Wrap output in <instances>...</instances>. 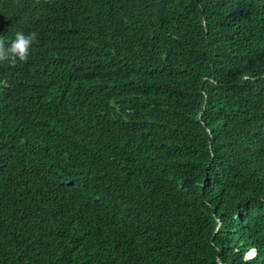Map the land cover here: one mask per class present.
Masks as SVG:
<instances>
[{"label":"trees","instance_id":"1","mask_svg":"<svg viewBox=\"0 0 264 264\" xmlns=\"http://www.w3.org/2000/svg\"><path fill=\"white\" fill-rule=\"evenodd\" d=\"M17 31L0 264H264V0H0Z\"/></svg>","mask_w":264,"mask_h":264},{"label":"clouds","instance_id":"2","mask_svg":"<svg viewBox=\"0 0 264 264\" xmlns=\"http://www.w3.org/2000/svg\"><path fill=\"white\" fill-rule=\"evenodd\" d=\"M37 34L31 32L25 34L22 31H17L14 38L10 41L0 36V62L7 61L10 66H15L17 60L27 61L30 55V48L36 39ZM251 77L244 75L242 80H248Z\"/></svg>","mask_w":264,"mask_h":264},{"label":"rangeland","instance_id":"3","mask_svg":"<svg viewBox=\"0 0 264 264\" xmlns=\"http://www.w3.org/2000/svg\"><path fill=\"white\" fill-rule=\"evenodd\" d=\"M254 255V254H253ZM253 255H251V256H253ZM251 256H249V252H248V254L246 255V258L248 259V258H252Z\"/></svg>","mask_w":264,"mask_h":264}]
</instances>
